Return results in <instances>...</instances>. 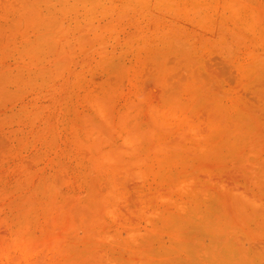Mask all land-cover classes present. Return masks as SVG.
<instances>
[{"label":"rangeland","instance_id":"1","mask_svg":"<svg viewBox=\"0 0 264 264\" xmlns=\"http://www.w3.org/2000/svg\"><path fill=\"white\" fill-rule=\"evenodd\" d=\"M0 264H264V0H0Z\"/></svg>","mask_w":264,"mask_h":264}]
</instances>
